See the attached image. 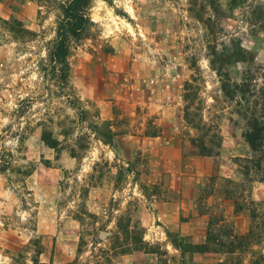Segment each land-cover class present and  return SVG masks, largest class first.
Returning <instances> with one entry per match:
<instances>
[{
    "label": "rangeland",
    "instance_id": "obj_1",
    "mask_svg": "<svg viewBox=\"0 0 264 264\" xmlns=\"http://www.w3.org/2000/svg\"><path fill=\"white\" fill-rule=\"evenodd\" d=\"M65 1L0 0V264H264V179L222 91L250 68L264 95V0H91L61 89L41 68Z\"/></svg>",
    "mask_w": 264,
    "mask_h": 264
},
{
    "label": "trees",
    "instance_id": "obj_2",
    "mask_svg": "<svg viewBox=\"0 0 264 264\" xmlns=\"http://www.w3.org/2000/svg\"><path fill=\"white\" fill-rule=\"evenodd\" d=\"M91 0H66L61 7L60 16L56 21L55 37L53 39L52 45L47 53V58L44 66L41 70L43 76L55 79L58 82V86L62 89L68 85V73H69V44L73 40H77L81 37L84 31L87 29L91 20L88 16V9L90 8ZM4 24L11 25V29L15 24H19L16 20H2ZM14 24V25H13ZM24 36L28 35V30L21 29ZM241 49L237 52H232L229 56V60L232 62L242 61L246 62V56ZM218 63L220 61V69L216 68L217 72L223 70V63L225 60L223 57H218L216 60ZM214 60V62H216ZM213 63V62H211ZM230 63V62H229ZM252 70L247 68L246 76L240 83L231 81L230 79H225L222 84V91L233 103L234 113L238 118L242 120L243 132L242 137L251 147V155L249 158H245L243 164L241 165L242 174L245 178L249 177L251 173L258 176L259 181L264 179V98L263 91L259 85L253 81L250 74ZM253 79V80H251ZM187 88L192 87V84L187 83ZM69 104L72 108H75L80 114L86 113L88 110L85 108L81 102L75 99L69 100ZM188 120V111H185V120ZM93 133H97L98 137L104 143H110L113 138V132L111 131L107 122H92ZM47 134V133H46ZM43 134L42 138L45 143L51 147H56V141L52 139L51 134ZM200 154L208 155L209 150L202 147ZM3 155H0V172L7 169L9 160ZM236 207V206H235ZM251 219L255 218V214H250ZM252 225L246 235L237 236L239 242L247 240L252 234ZM172 245L181 250V254L186 252L195 251H208L209 243L201 245H190V246H180L174 241L171 242Z\"/></svg>",
    "mask_w": 264,
    "mask_h": 264
}]
</instances>
